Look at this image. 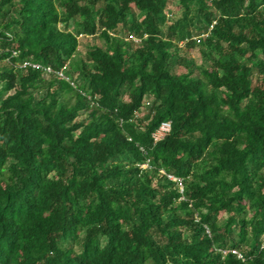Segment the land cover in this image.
<instances>
[{
  "label": "trees",
  "instance_id": "1",
  "mask_svg": "<svg viewBox=\"0 0 264 264\" xmlns=\"http://www.w3.org/2000/svg\"><path fill=\"white\" fill-rule=\"evenodd\" d=\"M0 63V264H264V0H0Z\"/></svg>",
  "mask_w": 264,
  "mask_h": 264
},
{
  "label": "built area",
  "instance_id": "2",
  "mask_svg": "<svg viewBox=\"0 0 264 264\" xmlns=\"http://www.w3.org/2000/svg\"><path fill=\"white\" fill-rule=\"evenodd\" d=\"M27 66L32 67L33 69H36V70L37 69H41L40 65L31 64V63H28V62H25V63H23L21 65L22 68L27 67ZM66 69H67V65L62 67L58 71L52 70L50 68H46V69H44L43 74L47 75V76L48 75H53V76L57 77L58 79H62V80H65L67 82H70L69 78H67L65 76V73H64ZM70 85L72 87H75V84L72 83V82H70ZM88 99H90V97H88ZM170 129H171V124L169 122L162 123L159 126V128L156 130V132L153 133V135H152L154 141L157 142V141L162 140L170 132ZM140 168L143 169V170L149 169L148 162L145 163V164L140 165ZM161 174L166 176L168 178V180L174 182L176 184L180 194H183L184 186H183V181H182L181 178L175 177L173 175L166 174L164 171H161ZM234 254H236L240 258V255H238L236 252H234Z\"/></svg>",
  "mask_w": 264,
  "mask_h": 264
},
{
  "label": "rangeland",
  "instance_id": "3",
  "mask_svg": "<svg viewBox=\"0 0 264 264\" xmlns=\"http://www.w3.org/2000/svg\"><path fill=\"white\" fill-rule=\"evenodd\" d=\"M82 1H83V0H80V3H81ZM176 2H177V1H174V3L168 7V9H167V10H168V11H167L168 18L171 17V12H174V11L176 10ZM58 18H59V12H57L54 16L50 17L49 21H50L51 23L57 25V23H58ZM69 29L72 30V26H69ZM78 41H79L78 43H80V44L83 43V40L81 39V37L78 38ZM90 42L94 44V43H95L94 38H92V39L90 40ZM190 54H191V56L196 60V62L198 63V65L202 63V62H201V59H200V58H201V57H200V54H199L197 51H192V52H190ZM76 58H77V57H76ZM68 63H70V61L65 62V64H64L62 67L68 65ZM1 66H3L2 63H0V67H1ZM46 76H47V75H46ZM48 76H50V75H48ZM5 95H6V94H5ZM84 117H85V115L82 116L81 118H84Z\"/></svg>",
  "mask_w": 264,
  "mask_h": 264
},
{
  "label": "clouds",
  "instance_id": "4",
  "mask_svg": "<svg viewBox=\"0 0 264 264\" xmlns=\"http://www.w3.org/2000/svg\"><path fill=\"white\" fill-rule=\"evenodd\" d=\"M68 67V66H67Z\"/></svg>",
  "mask_w": 264,
  "mask_h": 264
}]
</instances>
